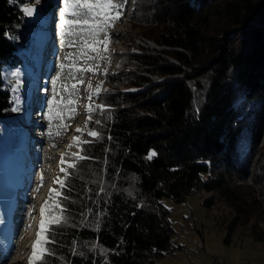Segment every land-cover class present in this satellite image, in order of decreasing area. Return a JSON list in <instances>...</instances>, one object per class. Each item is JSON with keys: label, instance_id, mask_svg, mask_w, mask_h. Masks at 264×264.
I'll list each match as a JSON object with an SVG mask.
<instances>
[{"label": "trees", "instance_id": "1", "mask_svg": "<svg viewBox=\"0 0 264 264\" xmlns=\"http://www.w3.org/2000/svg\"><path fill=\"white\" fill-rule=\"evenodd\" d=\"M27 3L0 0V120L15 115L6 72L26 60L12 34ZM126 21L43 264H159L182 249L162 200L193 195L224 244L264 245V0H126Z\"/></svg>", "mask_w": 264, "mask_h": 264}, {"label": "rangeland", "instance_id": "2", "mask_svg": "<svg viewBox=\"0 0 264 264\" xmlns=\"http://www.w3.org/2000/svg\"><path fill=\"white\" fill-rule=\"evenodd\" d=\"M133 2L134 0H130V9ZM32 6L37 9L35 14L31 17L27 16L26 21L16 27L12 34L20 53L26 60L21 68L6 72L7 87L10 89L13 99L12 106L17 110L15 117L0 120V251L9 252V245L16 244L10 252L11 258H7L8 264H29L41 221L40 209L46 200L49 202L44 215L46 226L56 224L52 218L61 215L59 209L52 210L54 200H49L50 190H53V196H55V191L60 190V185L54 181L57 177L61 180H64L65 177V174L60 171V159L63 156L65 162H69V160L75 162L76 156L80 154V147H69V145L72 143L73 137L80 136V133L77 132L78 128L87 133L93 130L84 128L87 117L86 106L91 103L94 108L96 107L94 100L89 101L88 99L89 92H95L98 85L101 86V89L103 88L105 70L112 71L115 68L118 62L117 53L121 48V43L111 41L107 50L110 60H100L95 52H91L92 46L89 47L88 51L92 56L89 65L95 68L99 64L97 73L93 75L91 72L85 71L83 83L76 82L79 91L75 103L74 118L69 119L65 114L67 109L62 107L61 119H53L50 125L47 115L48 101L53 99L52 80L60 71L61 63L71 64V60L64 59L65 56L71 53V58L74 60L83 48V44L79 37L71 46H68L67 43L61 44L59 21L60 11L63 7L62 0H39V3L32 0ZM66 19L69 17L66 16ZM45 31L49 32L51 36L48 43L43 38ZM74 31L78 32L79 27ZM126 32L133 33L132 26L128 21L124 23L117 21L114 26L108 29L110 36ZM72 39L69 35L65 36L66 41ZM103 48L102 44L99 45L98 51L102 52ZM112 53L116 55L114 60L111 59ZM81 66H83L82 60L77 62V67ZM13 72H19V77L12 76ZM17 78L21 82V87L18 92L14 93L11 89L15 86ZM73 83L74 81L69 78L66 69L62 79L57 82V92H63L62 85L71 88ZM17 96L19 97L18 104ZM55 100L60 102L61 96L57 95ZM62 103L64 105L68 103L66 94ZM30 107L32 108L31 115L28 114ZM49 130L53 134L51 137L48 134ZM57 132L59 135H56ZM26 136L28 141H26L25 147H27V143L31 147L25 152L21 150L18 152L17 149L23 146L22 139ZM10 139L14 141L12 153L7 151ZM16 140H18L17 145L15 144ZM81 140L83 141L82 137ZM18 157H22L23 161L30 162L31 173H29L31 168L23 165L25 168L22 169L24 171L22 175L19 170L20 160L17 159ZM41 177H43V184L37 191ZM262 187L264 191V179ZM16 196L25 198L28 202V209L24 212L26 215L23 218L24 224L22 223L13 231L16 237V240L13 241L8 225L17 220H10L11 215H5L4 210H6L7 203L13 201ZM162 202L172 211L171 221L174 223L177 233L174 245L181 246L182 249L175 251L173 256L162 259L159 264H216L217 261L226 264H264V245L253 242L248 236H234L231 244H224V232L219 231L214 222L207 217L199 196H189L180 204H174L165 198ZM29 211H31V215H29ZM6 217L8 221L5 223ZM4 261L0 257V264ZM13 261L15 263H12Z\"/></svg>", "mask_w": 264, "mask_h": 264}, {"label": "snow or ice", "instance_id": "3", "mask_svg": "<svg viewBox=\"0 0 264 264\" xmlns=\"http://www.w3.org/2000/svg\"><path fill=\"white\" fill-rule=\"evenodd\" d=\"M63 7L60 11V21H59V28H60V37H61V44L65 45L66 43L68 46H71L77 37L80 38L83 48H81L78 56L73 60L71 58V53L65 56V60H71L70 65H66L65 63H61L59 65L60 71L57 72L56 77L53 78V99L48 101V115L47 119L49 124L53 119H61V108H66V115L69 119L74 118L76 114L75 103L78 99V91L77 83H83V74L85 71L91 72L95 75L99 69V64L96 65L95 68H92L89 65V61L92 59L88 49L91 47V52H95L100 60H110V56L107 53L108 45L111 43V37L108 34V29L114 26V24L120 20L123 15V10L126 4V0H62ZM36 3H39V0H36ZM35 6H32V0H28V3L21 7V11L26 16H33L36 12ZM66 16L69 19H66ZM75 18V19H71ZM82 21V23H81ZM79 27V31H74L75 28ZM69 35L73 39L72 40H65V36ZM103 45V51H98V46ZM83 61V66L77 67L78 61ZM67 69L69 78L74 81L71 88L65 87L62 85L63 92H57L56 85L57 82L60 81ZM79 73V75H77ZM12 76L19 77V72L11 73ZM104 75H107L105 70ZM21 87V82L17 78L15 86L11 89L12 92L16 93L19 91ZM91 87V86H89ZM101 92V86L98 85L96 87L95 92H89L88 99L91 101L94 97H98ZM65 94L68 98V103L64 105L62 102L65 98ZM57 95L61 96V101L56 102L55 97ZM17 104L19 103V97H16ZM101 110L102 112L105 111V106L100 104L97 105L95 108L91 105L86 106V114L88 119L85 121V127L89 121L91 120L92 113L97 110ZM16 108H13V111H16ZM99 124V121H97ZM62 127H67L66 125H61ZM77 132L80 133V136L73 137L72 143L69 147L77 146L80 147L81 143H91L92 141L88 140H81V137L84 134V130L78 128ZM49 136L51 137L53 134L51 130H49ZM59 135V132L56 133ZM88 136L93 138H99V133L95 130L89 131L87 133ZM55 147V145H53ZM80 152H83V149L80 148ZM155 155L154 152H150L147 159H152ZM88 159V157L78 154L76 156L75 162L67 163V169H75L79 161ZM61 164V172L65 173V179L69 173H67L64 165L65 160L63 156L60 159ZM60 185V190L55 191V196H53V190L49 192V200H54L52 210L59 209L61 215L59 217L54 216L52 221L57 225L63 222H66L67 218L64 216L65 208L62 205V199L66 200L68 197L64 196L63 189L66 187L64 180H61L59 177L54 181ZM43 184V177H41L40 182L38 183L37 191L39 187ZM103 191V189H101ZM48 201H45V204L41 206L40 209V216L41 221L39 224V230L37 232V238L35 243L33 244L32 248V256L29 259V264H43L44 257L46 255L54 254L48 248V245L54 243V237L49 235V232L52 229V224L46 226L44 221L45 209L48 207ZM29 215H31V211H29ZM96 230H99V225L97 224ZM94 247H99L98 244L94 245ZM102 252L106 251L101 249ZM74 254H76L74 252Z\"/></svg>", "mask_w": 264, "mask_h": 264}, {"label": "bare ground", "instance_id": "4", "mask_svg": "<svg viewBox=\"0 0 264 264\" xmlns=\"http://www.w3.org/2000/svg\"><path fill=\"white\" fill-rule=\"evenodd\" d=\"M45 37H46V33H45ZM45 37H43V38H45ZM50 41V40H49ZM13 125V124H12ZM17 142H18V140H16ZM26 141H28V137H27V139H26ZM30 147L31 146H29L28 145V143H27V147H25V150L27 151V149H30ZM26 162H28V161H26ZM30 171V172H29ZM28 172L29 173H31L32 172V167H31V169L29 170ZM22 189V188H21ZM14 215H15V213H14ZM16 218V217H15ZM16 223H13V225H12V227H11V229H12V233H13V231L15 230V228H17V227H19L20 225H22V223H23V219H19V218H16ZM24 224V223H23ZM16 233V232H15ZM13 236L15 237V235L13 234ZM16 238V237H15ZM7 261H8V259H5V261L2 263V264H8L7 263ZM12 263H15V261H13Z\"/></svg>", "mask_w": 264, "mask_h": 264}, {"label": "built area", "instance_id": "5", "mask_svg": "<svg viewBox=\"0 0 264 264\" xmlns=\"http://www.w3.org/2000/svg\"><path fill=\"white\" fill-rule=\"evenodd\" d=\"M216 264H226V263H223V262L217 261ZM245 264H247V263H245Z\"/></svg>", "mask_w": 264, "mask_h": 264}, {"label": "clouds", "instance_id": "6", "mask_svg": "<svg viewBox=\"0 0 264 264\" xmlns=\"http://www.w3.org/2000/svg\"><path fill=\"white\" fill-rule=\"evenodd\" d=\"M68 170V169H67ZM65 174V173H64Z\"/></svg>", "mask_w": 264, "mask_h": 264}, {"label": "crops", "instance_id": "7", "mask_svg": "<svg viewBox=\"0 0 264 264\" xmlns=\"http://www.w3.org/2000/svg\"><path fill=\"white\" fill-rule=\"evenodd\" d=\"M202 248H203V246H202Z\"/></svg>", "mask_w": 264, "mask_h": 264}]
</instances>
